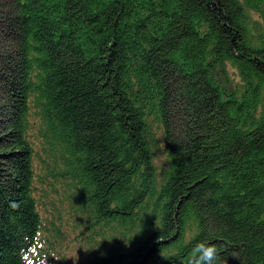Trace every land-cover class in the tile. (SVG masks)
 <instances>
[{"label":"trees","instance_id":"1","mask_svg":"<svg viewBox=\"0 0 264 264\" xmlns=\"http://www.w3.org/2000/svg\"><path fill=\"white\" fill-rule=\"evenodd\" d=\"M249 11L264 22V0H0V264L34 246L44 264L71 211L99 235L80 264H187L201 240L220 264H264V32ZM41 153L67 209L35 186Z\"/></svg>","mask_w":264,"mask_h":264},{"label":"rangeland","instance_id":"2","mask_svg":"<svg viewBox=\"0 0 264 264\" xmlns=\"http://www.w3.org/2000/svg\"><path fill=\"white\" fill-rule=\"evenodd\" d=\"M248 16L249 17L247 21L250 23L252 22L251 24L252 25L251 28H253L252 34L255 36H259L263 34L264 22H262L261 15L249 11ZM227 75L231 83L229 85L231 89L241 85V78L239 77L237 70L234 67H232L231 64L227 65ZM0 103H2L1 100ZM148 123H149V130L151 131L154 139L156 140V145L153 146L154 163L157 168L159 179H162L166 170L169 167L168 157L163 142V129L159 124V122L152 118L148 119ZM37 149H39L38 145H37ZM44 160H45L44 153H41L40 156L34 160L35 175L37 177L35 186H37V183L40 180L46 181V184H44L42 190L45 191L47 195H49V197L57 204V206L63 209H67V204L64 203L63 205H61L60 202H61L62 190H64V195L66 196L67 199L69 197L68 190L64 185L61 186L60 184L54 187L51 186L53 184V180L51 177H49L48 167L45 165ZM62 216L64 217V222L66 223L65 229L68 230V233L66 234L64 240L65 244H71L72 246H74L75 252L82 258L90 255L95 250H98V248L93 246H88L85 243L86 237L88 238L92 236L94 241H96L95 243L97 244L99 235H97L96 237L95 235H93L92 230H90L91 227L90 224H87L85 226L83 225V223L80 222V219L83 218L81 214L79 215V217H77V215H72V211H71V212L62 213ZM85 229H87V232L85 231ZM160 261L161 260L156 259L154 264H160Z\"/></svg>","mask_w":264,"mask_h":264},{"label":"clouds","instance_id":"3","mask_svg":"<svg viewBox=\"0 0 264 264\" xmlns=\"http://www.w3.org/2000/svg\"><path fill=\"white\" fill-rule=\"evenodd\" d=\"M220 253L221 249L217 245L201 240L191 248L187 264H220Z\"/></svg>","mask_w":264,"mask_h":264},{"label":"bare ground","instance_id":"4","mask_svg":"<svg viewBox=\"0 0 264 264\" xmlns=\"http://www.w3.org/2000/svg\"><path fill=\"white\" fill-rule=\"evenodd\" d=\"M61 235L63 236V238L65 237V235H64L63 232H61ZM35 242H36V240H35ZM46 242H47V240L45 239V240H44V243H46Z\"/></svg>","mask_w":264,"mask_h":264}]
</instances>
